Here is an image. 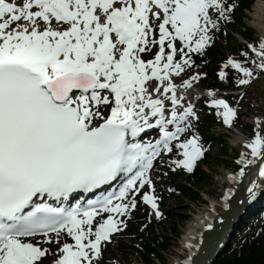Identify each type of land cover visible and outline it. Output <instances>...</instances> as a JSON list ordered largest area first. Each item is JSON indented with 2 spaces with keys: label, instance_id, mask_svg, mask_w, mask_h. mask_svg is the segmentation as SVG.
I'll use <instances>...</instances> for the list:
<instances>
[{
  "label": "snow or ice",
  "instance_id": "snow-or-ice-1",
  "mask_svg": "<svg viewBox=\"0 0 264 264\" xmlns=\"http://www.w3.org/2000/svg\"><path fill=\"white\" fill-rule=\"evenodd\" d=\"M237 7L230 0H0V264H44L50 249L37 237L58 245L53 264H102L141 201L162 215L160 165L192 173L205 156L194 132L201 99L228 127L238 117L226 94L198 88L207 74L192 71L194 56L206 54ZM262 75L264 39L218 73L241 90ZM246 148L230 179L256 171L247 188L254 199L264 186V134ZM65 234L74 244L62 243Z\"/></svg>",
  "mask_w": 264,
  "mask_h": 264
},
{
  "label": "rangeland",
  "instance_id": "rangeland-1",
  "mask_svg": "<svg viewBox=\"0 0 264 264\" xmlns=\"http://www.w3.org/2000/svg\"><path fill=\"white\" fill-rule=\"evenodd\" d=\"M248 13L250 14L251 12L248 11ZM249 19H251L250 15ZM222 40L225 41L224 39ZM234 43L235 39H231L229 40V42L225 41L226 47L224 48V52L226 53V55L231 54L233 52L232 50ZM192 71L199 72L200 68L194 67V70ZM198 87H200L201 89L203 88V77L200 83L198 84ZM246 106L248 107L250 117L247 118L249 114L247 116L245 115L242 121H238L236 123L244 127L245 121H251V119L256 116L258 119H260L259 121H261V126L259 127V130L264 133V80H259L254 83L253 87H251L250 91H248L247 98L241 101L240 108L243 114L246 111ZM199 109L200 120L198 122V125L205 121V113H203L201 107H199ZM228 139L230 147V156L228 158L222 159L223 157L220 156L219 145L217 142L213 143V145L211 146V152L208 155L207 163L204 164V169L207 170V178L202 179V182H200V184L198 185L202 192L201 199L194 201L191 197H189L190 195L184 193L181 195L178 194L179 196L175 198H170L165 202V218L164 216L162 217V224L164 225V227L157 228V232L164 233L170 239L169 249L164 252L166 262L168 263H171L169 261L178 255L177 252L180 250L179 241L181 240V237L185 234V231L188 229V227L193 223L195 216L211 205V203L207 200L208 196L210 198L218 199L223 196L222 195L221 197H219L218 195L221 193L220 185L222 183L224 174L229 173L233 169V166L236 164L235 158L238 156V154H240L239 149L233 146L236 143V139L233 136H229ZM224 161L229 163H224ZM226 168H229V170H226ZM177 181L179 182V185L182 186L186 183L191 182L188 179L180 180L179 178ZM143 209L144 206L139 207L137 209V212L133 216L135 217V221L137 223V233L142 230V227L145 226L146 221L150 220V215L153 220L156 219L153 211L149 212V216L144 217V214L142 213ZM125 231H122L121 234L114 239V243L112 245L107 246V254L105 255L106 258L112 260L115 256L120 257L117 253V245L119 242H121V239H126L127 244L132 243V240H130L131 236H128V233ZM240 231H244V229H239L237 233H239ZM247 233L248 231H244L243 235H246ZM232 241L235 242L236 239H233ZM135 257V254H131L129 259L125 260L124 264H133Z\"/></svg>",
  "mask_w": 264,
  "mask_h": 264
},
{
  "label": "trees",
  "instance_id": "trees-1",
  "mask_svg": "<svg viewBox=\"0 0 264 264\" xmlns=\"http://www.w3.org/2000/svg\"><path fill=\"white\" fill-rule=\"evenodd\" d=\"M245 5H248V2H246ZM237 20L242 22L241 17H237ZM247 30L249 29L247 28ZM210 54L216 56L218 51L211 50ZM204 176L205 174L200 170H198V172L195 174V177H197L199 180ZM192 191L194 190L192 189L190 192ZM194 194L195 199L199 197L198 192H194ZM151 238L154 245H151L147 240L144 239L141 241L147 250V253H142L143 257L149 262L152 261L151 256L153 255L162 257L159 250L161 248H165L167 245L166 237L162 236V234H152ZM215 264H264V231L259 233L258 237L248 238L246 243L243 244L242 250H235L231 258L222 256L217 259Z\"/></svg>",
  "mask_w": 264,
  "mask_h": 264
},
{
  "label": "bare ground",
  "instance_id": "bare-ground-1",
  "mask_svg": "<svg viewBox=\"0 0 264 264\" xmlns=\"http://www.w3.org/2000/svg\"><path fill=\"white\" fill-rule=\"evenodd\" d=\"M251 19L249 20V22L251 23V25L262 34V36L264 37V0H256L254 7H253V11H251L250 13ZM241 132V131H240ZM238 139H242L243 137V133H238L236 134ZM256 171L251 173L247 180L240 186L239 191L235 194L234 197V202L236 204H243L245 198L247 197V188L251 186V182L256 179ZM211 203L216 207V209H218L219 207V203L215 200H211ZM207 214H209L210 216H214V214L212 215L210 213L209 209H206L205 211H203L198 217L197 219H195V222L191 225L189 231L187 232V234L185 235V240H184V245L187 242H191L192 244H197L198 240L200 239V235L202 232V229L205 226V223L207 222Z\"/></svg>",
  "mask_w": 264,
  "mask_h": 264
},
{
  "label": "water",
  "instance_id": "water-1",
  "mask_svg": "<svg viewBox=\"0 0 264 264\" xmlns=\"http://www.w3.org/2000/svg\"><path fill=\"white\" fill-rule=\"evenodd\" d=\"M222 217H217L214 228L207 232L200 251L193 258L194 264H211L223 240L230 233L226 231L233 223L231 221L224 223Z\"/></svg>",
  "mask_w": 264,
  "mask_h": 264
}]
</instances>
